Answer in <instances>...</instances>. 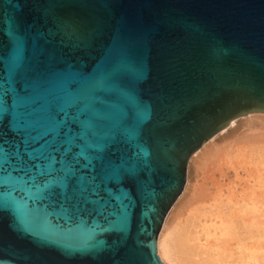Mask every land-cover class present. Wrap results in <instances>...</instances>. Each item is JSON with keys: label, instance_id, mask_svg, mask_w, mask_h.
<instances>
[{"label": "water", "instance_id": "95a60500", "mask_svg": "<svg viewBox=\"0 0 264 264\" xmlns=\"http://www.w3.org/2000/svg\"><path fill=\"white\" fill-rule=\"evenodd\" d=\"M246 116L264 0H0V264H164L189 157Z\"/></svg>", "mask_w": 264, "mask_h": 264}, {"label": "rangeland", "instance_id": "374dc122", "mask_svg": "<svg viewBox=\"0 0 264 264\" xmlns=\"http://www.w3.org/2000/svg\"><path fill=\"white\" fill-rule=\"evenodd\" d=\"M249 118L251 116L239 119L228 129L203 143L204 145L188 160L186 180L188 179L199 192L197 202L193 205L202 203L206 207H213V211L222 212L229 207V210L237 212L233 216L236 219L241 214L239 210L241 204L246 203L251 210H254V206L257 207L260 214H256L257 211L247 212L245 220L254 219L253 214H255L256 218L264 223V138L247 140L242 134L237 136V133L247 126L243 123ZM251 120L261 122V120ZM193 166H196V173L191 169ZM178 199L171 209L169 208L164 219V223L167 222L160 229V240L165 248L170 244L178 226L180 227L181 222L186 218L185 213L188 212V207L178 210L181 207L180 204L176 206ZM224 200L229 203L225 204ZM200 243H204V240L201 239ZM156 255L159 258L158 254ZM159 260L164 263L160 258Z\"/></svg>", "mask_w": 264, "mask_h": 264}, {"label": "bare ground", "instance_id": "6f19581e", "mask_svg": "<svg viewBox=\"0 0 264 264\" xmlns=\"http://www.w3.org/2000/svg\"><path fill=\"white\" fill-rule=\"evenodd\" d=\"M251 119H245L243 124L247 126L237 133V136L242 134L247 140L264 138V121L255 122ZM195 153L196 151L189 160ZM191 169L197 172L196 166ZM195 188L188 179H185L180 198L178 195L173 202L174 204L179 198L176 206L180 204L181 207L178 210L188 207V212L185 213L186 218L182 220L181 225L179 224L177 233L166 248L160 240V229L167 222L164 223L166 216L164 217L155 239V252L159 258L164 263L166 260L165 264H264V223L259 221L255 214L254 219L245 220L247 212L257 211L256 214H260L259 209L254 206V210H251L247 207L248 204L242 203L239 209L241 214L235 219L233 216L236 211L229 210V207L222 212L213 211V207H206L202 203L193 205L199 196ZM219 203L221 205V202ZM201 239L204 243H200Z\"/></svg>", "mask_w": 264, "mask_h": 264}]
</instances>
